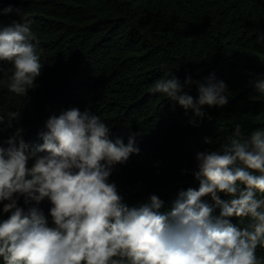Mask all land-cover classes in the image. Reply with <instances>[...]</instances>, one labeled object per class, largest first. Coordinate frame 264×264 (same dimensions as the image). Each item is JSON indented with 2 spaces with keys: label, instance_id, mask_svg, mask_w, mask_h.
<instances>
[{
  "label": "clouds",
  "instance_id": "1",
  "mask_svg": "<svg viewBox=\"0 0 264 264\" xmlns=\"http://www.w3.org/2000/svg\"><path fill=\"white\" fill-rule=\"evenodd\" d=\"M42 51L30 21L0 26V65H11L0 87L25 96L41 75ZM253 83L264 96V77ZM192 85L196 98L184 91ZM149 91L191 110L194 126L204 106L230 99L214 74L186 76L183 85L168 76ZM17 115L4 112L0 123ZM45 129L35 146L18 134L0 144V264H264V127L236 123L220 148L198 152V189L181 190L166 211L155 194L129 206L110 180L117 164L139 154L138 133L113 141L100 116L79 108L51 115Z\"/></svg>",
  "mask_w": 264,
  "mask_h": 264
},
{
  "label": "trees",
  "instance_id": "2",
  "mask_svg": "<svg viewBox=\"0 0 264 264\" xmlns=\"http://www.w3.org/2000/svg\"><path fill=\"white\" fill-rule=\"evenodd\" d=\"M23 20L40 41L44 66L25 96L0 87V114L18 113L0 123V144L17 134L30 147L42 143L46 120L70 108L100 116L113 141L138 133L139 154L110 177L129 206L155 194L168 210L181 190L198 189V152L220 148L236 123L264 127V96L253 83L264 77L257 43L264 0H0V26ZM0 68L2 80L11 65ZM212 74L230 99L223 108L204 106L195 126L191 110L149 91L168 76L183 85L186 76L203 82ZM184 91L198 95L195 85ZM40 207L47 215L50 206ZM257 255L264 258V249Z\"/></svg>",
  "mask_w": 264,
  "mask_h": 264
}]
</instances>
